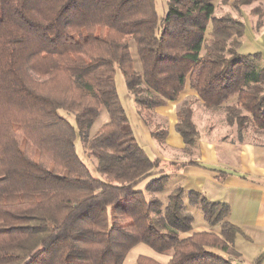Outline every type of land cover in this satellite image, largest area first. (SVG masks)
Listing matches in <instances>:
<instances>
[{"label": "trees", "instance_id": "1", "mask_svg": "<svg viewBox=\"0 0 264 264\" xmlns=\"http://www.w3.org/2000/svg\"><path fill=\"white\" fill-rule=\"evenodd\" d=\"M256 1L167 0L159 19L153 0H0V264H123L139 244L168 254L167 264H234L241 232L226 203L176 186L164 204L165 175L134 190L161 172L136 141L115 76L146 126L188 83L229 127L264 135L260 55L241 57L243 23L215 15L216 4ZM101 108L108 121L89 137ZM176 116L175 132L194 147L191 107ZM77 138L102 180L77 156ZM184 200L218 232L192 233Z\"/></svg>", "mask_w": 264, "mask_h": 264}, {"label": "crops", "instance_id": "2", "mask_svg": "<svg viewBox=\"0 0 264 264\" xmlns=\"http://www.w3.org/2000/svg\"><path fill=\"white\" fill-rule=\"evenodd\" d=\"M249 15L251 18L247 22L242 21L244 36L240 49H243L244 42L247 41L252 45L249 47L254 50L253 54H259L264 64V27H258L254 15ZM181 104L191 107L192 120L199 132L194 150L191 151H185V144L174 129L177 122L176 111ZM193 105L202 111L199 118L200 128L195 122ZM134 112L142 140L149 148V155L137 139L136 141L151 160H157L160 175L167 176L168 183H171L173 188L179 186L185 193L195 192L208 201L226 203L229 206L227 221L241 232L235 237L232 245L238 254L237 260H240L245 250L237 249L235 244L237 237H241L249 246L254 247L252 264L256 262L264 252V139H245L244 136L238 135V154H234L236 158L233 163L226 161L228 150L224 149L222 155L217 147V143L223 144L225 137L215 133L218 132V127H221L222 134L227 133L228 129L215 123V113L203 107L188 83L175 101L154 109L152 125L146 126L143 123L135 105ZM158 131L165 132L162 143L153 136V133ZM203 232L209 230L205 229V226H198L192 231ZM140 256L144 255L138 257ZM165 258L164 262L159 263L167 264L170 256L165 255Z\"/></svg>", "mask_w": 264, "mask_h": 264}, {"label": "rangeland", "instance_id": "3", "mask_svg": "<svg viewBox=\"0 0 264 264\" xmlns=\"http://www.w3.org/2000/svg\"><path fill=\"white\" fill-rule=\"evenodd\" d=\"M153 5H154V9L157 13L158 18L159 19L162 18L164 16L166 10H167V0H153ZM257 11H259L258 16L255 14V12L257 13ZM223 14L231 15L233 18H236L240 22H242V21L247 22V20H249L251 18V16L249 14H252V15H254V19L256 20L255 23H257V26L258 27H264L262 24V22L264 23V0H258L256 2L251 3L248 6H246V5L241 6L238 11L234 8H231L230 5L221 6V5L216 4L215 15L221 16ZM249 45L252 46L250 43L245 41L243 49L238 50V53L241 55V57H250L253 54L254 50H252L249 47ZM130 50H131V54L133 55L134 66L137 67L138 64H137V61L135 58V51H134L133 45L130 46ZM260 67H264V64H263V62H261V60H260L259 64L257 65V68H260ZM115 86H116V91H117L119 102H120L122 108L124 109L128 119H129V123H130V126L132 128L133 134H134L135 138L137 139L139 145L149 155V148L146 146L144 140H142L141 130L137 126L138 124H137V119H136V113L134 112L133 101H132L130 95L128 94V92L124 86L122 74L118 71H117L116 76H115ZM182 105L183 104H181V106ZM192 107L195 110V122L198 125V127L200 128L199 118H200L202 111H201V109H198L197 106H195V105H193ZM211 112L215 113V115H216L215 116V119H216L215 123L217 125L222 124L228 129L227 133L222 134L220 132L221 127H218V132L215 133V135H217V136L224 135V137H225L224 141L222 142L223 144L217 143V147H218L219 153L222 155H224V153H223L224 149L228 150L229 155L225 157L226 161H230V163H233L234 158H236L234 156V154H236V155L238 154L239 144H238V139H236L238 135L244 136L245 139H250V137L252 139H260V140L264 139V135L259 134V133H255L254 128H252L251 125H248V127L241 130V133H239L236 125L229 127L226 124V122L224 120V113L222 111L218 110V111H211ZM59 113L62 117L66 118L68 120V122L73 124V119L70 115H68L62 111ZM107 121H108L107 113H106L104 108H101L99 117L94 121L92 126L88 129L87 136H89V137L94 136L97 133V131L104 124L107 123ZM206 129H207V127H205V130ZM206 135L207 134H205V136ZM83 145L84 144H82L80 142L79 138H77V140L75 142V149H76L77 156L79 157L81 162L87 167V169L92 173V175L95 178L102 180L101 176L95 170L96 163H95L94 159L88 155L86 148ZM159 145H160V143H159ZM193 148L194 147L185 146V151L194 150ZM182 155H184L183 157H187L186 154H182ZM158 175H160V174H156L154 176L147 178L145 181L138 184L134 188V190L142 191L144 189V187L152 179L158 177ZM172 189H173L172 184L167 183L163 192L160 193L159 195H157V198L165 204L166 200H167V195L169 194V192ZM183 204H184V210L189 212L193 217L192 229H196V228H198V226H205V229L209 230V232H207V233L216 234L218 232V227H211L208 224H206V222L204 221V218L202 216L201 211L197 207L188 206V204L186 203V200L183 201ZM235 244H236L237 249H239V250L245 249V250H243L244 254H242V256L240 257V260H237V259H239L238 257L237 258L235 256L232 257V259L234 260V264H252V262L254 261L252 257H254V255H255L254 247L249 246L246 242H244V240L241 237H237ZM139 255H144L147 258L151 257V258L155 259V261H157L158 263L159 262L162 263L166 259L165 258L166 254H157L154 251H152L148 246H146L144 244H139L138 246L134 247L130 252H128V254L125 257L123 264H135V260ZM259 258H260L259 263L264 264V252L259 255Z\"/></svg>", "mask_w": 264, "mask_h": 264}]
</instances>
